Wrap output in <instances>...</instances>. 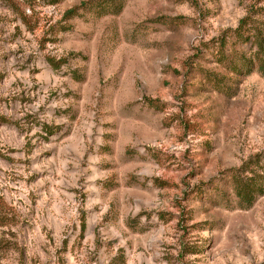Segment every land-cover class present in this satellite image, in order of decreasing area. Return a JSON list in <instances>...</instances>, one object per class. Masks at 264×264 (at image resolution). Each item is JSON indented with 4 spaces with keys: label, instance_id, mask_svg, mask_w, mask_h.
Returning <instances> with one entry per match:
<instances>
[{
    "label": "rangeland",
    "instance_id": "rangeland-1",
    "mask_svg": "<svg viewBox=\"0 0 264 264\" xmlns=\"http://www.w3.org/2000/svg\"><path fill=\"white\" fill-rule=\"evenodd\" d=\"M251 8L0 0V264L264 261L227 177L264 148V76L223 65Z\"/></svg>",
    "mask_w": 264,
    "mask_h": 264
},
{
    "label": "trees",
    "instance_id": "trees-1",
    "mask_svg": "<svg viewBox=\"0 0 264 264\" xmlns=\"http://www.w3.org/2000/svg\"><path fill=\"white\" fill-rule=\"evenodd\" d=\"M72 12L69 10L65 14ZM233 34L237 43L248 45L247 52L236 55V59L233 57L229 62L222 54L224 67L238 75H247L256 70L264 76V8L248 10L238 21ZM217 62L220 63V60ZM227 177L237 205L244 209L252 206L264 194V148L247 157L238 167L230 169ZM260 264H264V261Z\"/></svg>",
    "mask_w": 264,
    "mask_h": 264
}]
</instances>
